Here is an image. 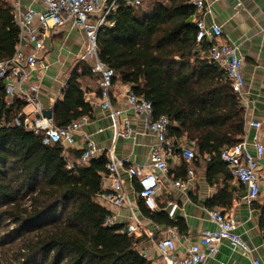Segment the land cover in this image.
Returning a JSON list of instances; mask_svg holds the SVG:
<instances>
[{"label":"trees","instance_id":"obj_1","mask_svg":"<svg viewBox=\"0 0 264 264\" xmlns=\"http://www.w3.org/2000/svg\"><path fill=\"white\" fill-rule=\"evenodd\" d=\"M193 1L156 0L146 14L122 0L111 17L115 25L99 33V57L115 71L113 85L130 86L153 104L156 118L171 120L174 146L183 139L195 143L193 165L205 161L214 185L218 175L233 180L221 153L246 135V110L225 70L207 57L210 43L197 41ZM13 12L8 0H0V62L11 59L19 43ZM94 76L87 61L73 68L53 108L56 127L93 117L82 78ZM24 106L18 99L8 104L0 85V264H151L138 250L143 239L106 224L109 211L97 198L105 192L107 153L82 164L80 151L79 162L71 164L61 144L46 146L42 136L15 124ZM182 169L186 179L188 164ZM232 199L226 185L207 207L227 208ZM141 207L159 224L182 223L143 201ZM253 208L260 211L264 238V201Z\"/></svg>","mask_w":264,"mask_h":264},{"label":"built area","instance_id":"obj_2","mask_svg":"<svg viewBox=\"0 0 264 264\" xmlns=\"http://www.w3.org/2000/svg\"><path fill=\"white\" fill-rule=\"evenodd\" d=\"M45 11L23 10L20 7L14 9V19L20 29L19 43L15 55L0 62V85H4L8 96V104L13 100H22L25 103L20 117L15 120L18 126L24 125L26 129L43 137V144L52 146L61 144L65 149L72 147L77 140V133L88 122L83 118L73 122L66 128L56 127L54 118L44 116V108L38 99L39 87L31 82V76L36 70L43 52L45 51V39L51 29H61L68 23H74L86 36V50L82 60L88 61L91 71L99 78L100 98L102 107L112 110V120L115 138H128L133 134L129 121L122 123L121 110L113 108L110 98L113 81L116 73L109 68L99 57L98 37L105 27H113L115 22L111 17L117 12L122 0H39ZM126 4L135 9L143 5V0H125ZM226 1V0H219ZM197 14V41H208L210 47L206 55L215 64L225 70L234 91L241 97L245 86L243 75V59L239 54V47L225 37L223 30L216 24L208 25L204 18L208 10L207 0H194ZM127 102L138 117H140L146 129L153 131L158 142L150 151V170L144 173L141 169L132 166L128 159L119 160L113 150L107 151L108 175L104 182H108L105 192L97 198L98 203L109 211L107 225H117L115 211L128 206L129 201L124 189V182L120 171L127 169L132 179H137L140 187L138 196L150 211L157 209V194L163 185V180L170 173L168 157L174 151L172 139H168L169 128L172 125L167 116L155 117L153 104L139 97L131 89L126 92ZM32 109L30 113L26 110ZM262 123L253 121L250 123L249 132L242 141L234 147L227 148L221 153V160L227 166L231 177L242 184L246 190V200L253 207L259 202L262 195V175L259 170L260 161L264 159V138L261 134ZM85 147L80 158V163L86 164L95 158L99 152L98 147L88 136L84 135ZM182 156L188 164L187 180L172 181L170 187L185 191L188 182L195 176L193 161L196 158V145L189 143L182 151ZM209 158V157H208ZM180 206L171 203L168 216L175 218ZM211 221L217 226L216 230H205L198 242L189 247L185 253L177 251V232L169 229L163 236L156 240L159 261L156 264H204L209 257L219 252L222 242L226 241L234 250H239L246 255H252L253 249L236 233L237 223L226 214L218 210H208ZM120 234L141 236L145 230L137 219L128 227H123ZM226 264V263H222ZM253 264H263L260 259L254 258Z\"/></svg>","mask_w":264,"mask_h":264},{"label":"crops","instance_id":"obj_3","mask_svg":"<svg viewBox=\"0 0 264 264\" xmlns=\"http://www.w3.org/2000/svg\"><path fill=\"white\" fill-rule=\"evenodd\" d=\"M8 1L14 9L20 7L23 10L45 11L39 0ZM207 2L208 10L204 15L206 23L221 27L230 43L239 47V54L244 62L245 86L240 98L246 110V132L252 130L251 122L259 121L263 125L261 134L264 138V0H207ZM86 45L85 33L72 22L61 29H51L48 32L45 51L31 76V82L40 89L38 99L44 110H53L57 101L62 98L73 68L85 55ZM82 83L87 90L86 100L93 105L94 113L77 133L76 143L67 151L66 156L71 164L79 162L76 154L83 151L85 147L83 136L86 135L99 149L96 157L113 150L119 160L128 159L132 166L148 173L151 169L150 151L158 142V138L153 131L146 129L143 120L128 104L126 92L131 89L130 86L117 82L111 90L113 108L122 112L119 121L121 129H124L122 123L129 121L133 130L131 137L116 139L111 117L112 110L103 108L101 104L99 78L83 77ZM31 111L32 109L29 108L26 113ZM188 144L189 142L183 139L174 146L172 155L168 157L170 173L163 180V185L157 194L156 212H166L168 215L171 203H178L180 208L175 218L168 217L174 223H182L170 227L148 218L142 210V201L138 196L140 189L138 180L132 179L127 169L120 171V175L129 204L115 211L116 223L123 228L133 224L135 219L139 221L145 230V235L135 234L137 238L144 240L138 250L151 264H156L159 255L155 241L160 239L165 231L176 230L177 251L183 254L198 242L205 230L217 229L208 215L210 209L207 204L228 185V191L233 194L231 206L216 207L215 210L223 212L237 223L236 233L254 252L251 256L246 255L232 249L230 244L224 241L219 252L209 257L204 264H253L254 258L260 259L264 264V238L259 224L260 211L248 204L247 190L242 184L235 180H226L225 175H218L214 185H211L207 176V163L202 160L199 165H193L195 176L188 182L185 191L170 187L172 181L187 180V177L183 178L182 167L187 163L181 151ZM259 170L263 182L262 195L258 202L261 204L264 201V159L260 161ZM107 185L108 182H104V188Z\"/></svg>","mask_w":264,"mask_h":264},{"label":"rangeland","instance_id":"obj_4","mask_svg":"<svg viewBox=\"0 0 264 264\" xmlns=\"http://www.w3.org/2000/svg\"><path fill=\"white\" fill-rule=\"evenodd\" d=\"M155 1L156 0H146V2L144 1L142 7L140 8L141 11H144L146 14H151L153 2Z\"/></svg>","mask_w":264,"mask_h":264},{"label":"water","instance_id":"obj_5","mask_svg":"<svg viewBox=\"0 0 264 264\" xmlns=\"http://www.w3.org/2000/svg\"><path fill=\"white\" fill-rule=\"evenodd\" d=\"M43 114L47 118H52L53 117V110H44Z\"/></svg>","mask_w":264,"mask_h":264}]
</instances>
